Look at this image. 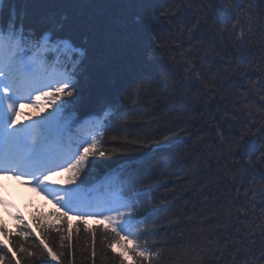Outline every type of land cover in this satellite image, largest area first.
I'll use <instances>...</instances> for the list:
<instances>
[{"label":"snow or ice","instance_id":"1","mask_svg":"<svg viewBox=\"0 0 264 264\" xmlns=\"http://www.w3.org/2000/svg\"><path fill=\"white\" fill-rule=\"evenodd\" d=\"M148 2L129 0L141 8ZM199 2L202 17L194 23L184 0H173L159 15L153 8L136 23L122 18L120 28L138 55L110 77L101 96L83 102L82 94L101 75L95 51L110 26L87 17L69 24L62 10L83 7L84 0H49L55 11L40 17L30 9L32 0H0V183L12 177L56 206L32 223L10 212L14 232L0 220V264H48L46 257L75 264L81 234L85 244L91 241L92 264L97 242L101 259L111 251L118 264L165 258L156 239L164 228L153 218L171 201L154 205L150 193L162 184L147 181L159 166L158 154L185 143L184 130L168 128L158 138L135 134L130 129L139 125L129 123L126 107L158 88L183 93L186 103L203 99L205 109L219 96L226 101L225 117L241 125L228 136L217 122L215 135L184 162L193 185L212 196L204 211L216 223L202 229L201 257L214 256L216 264H264V95L248 100L252 89L264 92V79L259 87L249 81L248 92L231 84L253 74L244 64L254 30L264 48V0ZM160 49L167 52L163 64L155 59ZM253 67L264 73V67ZM190 89L196 94L189 95ZM25 105L34 111L22 112ZM102 168L103 184L90 182ZM0 204L8 201L0 198ZM168 259L190 264L187 251Z\"/></svg>","mask_w":264,"mask_h":264},{"label":"trees","instance_id":"2","mask_svg":"<svg viewBox=\"0 0 264 264\" xmlns=\"http://www.w3.org/2000/svg\"><path fill=\"white\" fill-rule=\"evenodd\" d=\"M172 2L173 0H149L146 7L141 8L130 6L129 0H110V2L109 0H84L83 7L62 10L69 24L75 18L87 17L98 19L110 26L106 38L100 42L95 51L101 65V75L98 82L82 94L83 102H87L89 95L93 98L101 96L110 82V77L127 67L138 55V52L130 49L128 35L121 30L120 20L123 18L130 23H136L138 20H142L146 13L153 8L157 10L156 14L159 15V11L170 8ZM48 3L49 0H32L30 9L37 17L49 15L55 10L50 8ZM204 3H209V0H204ZM184 4L188 8L187 17H190L193 23L197 18L202 17L199 0H184ZM205 10L208 11L209 15L211 14L210 9ZM187 27H191V24ZM187 27L184 29L183 39L185 40L187 39ZM163 35L166 36L167 31ZM252 36L253 40L250 43L253 44V47L244 66L253 74L238 77L231 82L236 89L244 92H248L249 81L255 82L259 87L261 79H264V73L253 67V65L264 67V48L257 42L260 33L254 30ZM80 39L82 40L83 37ZM184 46L187 47L186 44ZM155 59L159 64H163L167 60V52L164 49L157 50ZM176 71L177 73L182 72L181 69ZM170 79L171 77H168L165 83ZM176 79L179 80L178 74ZM195 94L196 89H190L189 95ZM259 95H264V92L257 94L256 89H252L251 93L248 94V100L258 101ZM225 104L226 101L217 96L215 102L210 103L209 107L205 109L203 99L198 103H186L183 100V93L173 95V90L170 88H158L149 89L147 94L141 95L135 105L126 106L129 108V123L139 125V127L130 129L135 134L146 135L148 138H154V134L155 138H158L159 135L167 134L166 129L168 128H171L172 131L184 130L182 135L185 137V143L174 150L158 154L159 166L155 175L147 181L151 184L159 181L162 184L161 187L154 188L153 192L150 193L154 205H160L161 201H171L170 206L164 207L153 218L158 226L164 228L156 237L160 241L158 247L165 257L159 261V264H170L168 257L184 251L189 254L190 264H216L214 256L201 257V245H199V241L203 238L202 229H207L216 223L215 219H212L211 212L204 211V209L212 207V196L207 192L200 193L198 191L201 187L199 183L193 185L194 177L189 171L188 164L184 162V158L191 159L199 153L203 144L208 142V137L215 135L214 127L217 122L222 124V130L226 135L231 136L239 133L241 130L239 122L225 117ZM80 106L81 102H77V107ZM227 106L229 109L231 108L230 104ZM119 123L120 117H117L114 124ZM210 128L213 131H209ZM236 138L239 139V136L237 135ZM245 161L246 158L241 161V164ZM102 176L103 168L90 182L97 183ZM233 191L235 190L233 189ZM256 211L259 214L260 208H257ZM50 212L53 211L33 213L31 220L33 216H48ZM49 218L51 219V217ZM1 220L7 224L9 230L15 231L9 226L7 220ZM97 250L96 264H118V260H113L111 251L107 253L106 260L101 259L99 242H97ZM92 259L91 241L89 240L85 244V238L81 234L80 243L77 245L75 253V264H92ZM46 260L48 264H58L57 261H51L50 257H46ZM63 264H68L67 257L64 258Z\"/></svg>","mask_w":264,"mask_h":264},{"label":"rangeland","instance_id":"3","mask_svg":"<svg viewBox=\"0 0 264 264\" xmlns=\"http://www.w3.org/2000/svg\"><path fill=\"white\" fill-rule=\"evenodd\" d=\"M25 108H26V110H25L24 112H31V111H34V109L29 108V107H27V106H25ZM30 191H31V190H30Z\"/></svg>","mask_w":264,"mask_h":264}]
</instances>
